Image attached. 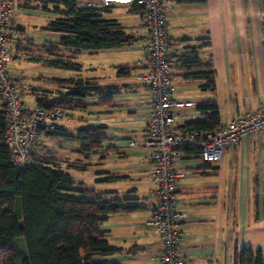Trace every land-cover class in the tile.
<instances>
[{
	"label": "crops",
	"instance_id": "1",
	"mask_svg": "<svg viewBox=\"0 0 264 264\" xmlns=\"http://www.w3.org/2000/svg\"><path fill=\"white\" fill-rule=\"evenodd\" d=\"M15 3L16 10L42 17V9L25 6V0ZM124 10L126 15L120 21L133 26L130 8L125 5ZM175 16L181 27L173 24ZM188 16L195 23H189ZM16 22L23 28V40L26 27L17 16ZM167 23L171 50L194 46L215 71L216 88L204 89L207 80L185 77L182 70L173 67L174 98L199 103L215 99L222 121L264 107V0L175 1ZM34 24L42 29V23ZM186 36L189 39L180 41ZM141 39L143 58L118 64L135 63L142 68L109 84L116 86L113 92L102 95L109 99H89V110L96 120L87 124L105 125L109 136L106 143L111 145L109 150L94 155L99 170L92 189L108 198H124L130 206L129 211L110 213L103 224L111 245L120 249L104 258L118 264H160L163 246L148 224L158 198L148 184V150L143 144L151 93L135 77L146 66L145 39ZM188 120L184 117L176 128ZM59 126L68 131L64 123ZM56 137L60 139L56 152L59 158L67 159L68 150L77 151L72 148L73 142ZM177 169L186 173L175 192L177 207L184 213L186 264H241L236 251L245 246L254 251L260 248L264 256V131L231 144L221 161L203 162L196 152H189ZM106 176L116 178L103 179Z\"/></svg>",
	"mask_w": 264,
	"mask_h": 264
},
{
	"label": "trees",
	"instance_id": "2",
	"mask_svg": "<svg viewBox=\"0 0 264 264\" xmlns=\"http://www.w3.org/2000/svg\"><path fill=\"white\" fill-rule=\"evenodd\" d=\"M183 3L206 2L208 0H176ZM79 0H25L27 7L39 8L50 14L43 25L45 29L62 33L56 43L30 41L35 51L29 57L33 61L47 63L53 67L80 69L75 61L82 50L97 51L104 48L127 47L141 36L133 26L124 24L111 16L117 5H80ZM18 26L10 43L15 49L22 45V30ZM189 39L183 37L180 41ZM12 44V45H13ZM172 57V67L184 72L185 77L204 79V89H215V71L204 61L194 46H185ZM29 50V49H28ZM47 51L46 55L42 51ZM29 52V51H28ZM118 76H132L142 68L135 63L115 66ZM55 89L32 87L36 104L47 108L60 107L71 113L74 109H87L90 98L102 97L113 92L116 86L102 85L96 79L81 76H58ZM199 109L204 120H188L179 129H214L222 116L215 99L200 102ZM6 102L0 93V264H118L104 256L120 251L111 245L103 224L107 215L129 211L124 198H108L83 181L74 178L71 170H87L95 154L109 150V138L103 124H85L69 132L57 126L52 136H62L67 142L77 143L76 159L59 158L35 152L37 163L27 167L15 166L11 161L9 145L6 143ZM62 129L63 131H58ZM67 162L63 165V162ZM116 176H106L111 180ZM236 260L241 264H264L259 248L254 251L245 246L236 251Z\"/></svg>",
	"mask_w": 264,
	"mask_h": 264
},
{
	"label": "built area",
	"instance_id": "3",
	"mask_svg": "<svg viewBox=\"0 0 264 264\" xmlns=\"http://www.w3.org/2000/svg\"><path fill=\"white\" fill-rule=\"evenodd\" d=\"M176 0H79L80 5H119L130 8L134 32L145 39L146 66L135 77L151 93V112L145 128L148 184L158 202L149 226L160 236V264H186L183 250L184 213L177 207L175 192L180 178L181 159L196 152L203 162L221 161L227 148L242 139L264 131V107L247 111L214 129H177L184 117L202 121L205 116L192 99L174 98L172 57L181 48H170L171 33L167 17ZM15 0H0V93L6 102V143L15 166L27 167L38 162L34 148L61 124L68 112L60 107L31 104L19 89L9 68L10 40L18 33Z\"/></svg>",
	"mask_w": 264,
	"mask_h": 264
},
{
	"label": "rangeland",
	"instance_id": "4",
	"mask_svg": "<svg viewBox=\"0 0 264 264\" xmlns=\"http://www.w3.org/2000/svg\"><path fill=\"white\" fill-rule=\"evenodd\" d=\"M125 5L119 4L112 11V16H116L123 21V17L126 15V11L124 10ZM17 20L19 23L23 24L26 27V31L23 35V41L26 46L31 48L15 49L12 47V42L10 43V53L11 60L9 62V68L12 72V75L19 82V89L22 92L23 96L26 100L31 104H36V100L34 95L30 93L28 95L27 90H32L34 88L40 89H55L57 87V82L55 80L58 76H81L87 78L96 79L102 85H109L111 83H115V81L120 77L117 75V70L114 65L118 63L126 62H134L139 61L143 58V39H139L132 46L127 47H116V48H104L99 49L97 51L90 50H82L78 53L75 61L82 64L80 69H66L60 67H53L48 65L47 63L40 61H33L29 57L34 53L32 49V44L30 41H41L44 43H56L61 40L62 33L57 31H52L49 29H45L43 25L49 19L50 14L44 12L42 10V17L35 14H26L22 9L17 8L16 11ZM175 24L178 27H181L182 22L178 21V17H174ZM189 23H195L194 19L188 16ZM34 23H42V29H36ZM34 38V39H32ZM29 49V50H28ZM29 51V52H28ZM43 55L47 54V51H42ZM140 57V58H139ZM22 82L25 83L22 85ZM22 87L25 90H22ZM223 96L224 94H220ZM91 100L93 98H90ZM88 107L87 109H74L70 114L62 119V123L68 126L69 132H74L76 129L85 125L89 122H93L96 120L95 113ZM90 118V120H89ZM60 139L55 136L48 135L44 137L43 142L46 145L39 143L40 145L34 148L35 152H39V154L49 155L51 158L55 160H59L57 152V144ZM76 144L73 142L72 148L76 149ZM128 141L126 140V145ZM68 158L76 159L79 155L77 151H69L68 150ZM92 164L88 165L87 170H71L74 175V178L83 181L84 185L88 188H92L95 185V181H93V177L97 175L98 166H96L95 157L93 156ZM66 161L63 162V165H66Z\"/></svg>",
	"mask_w": 264,
	"mask_h": 264
}]
</instances>
